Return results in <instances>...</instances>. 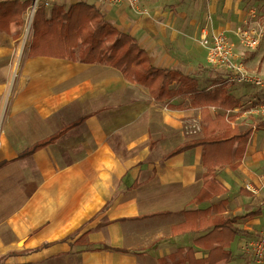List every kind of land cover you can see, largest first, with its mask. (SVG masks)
Wrapping results in <instances>:
<instances>
[{
	"label": "crops",
	"instance_id": "crops-1",
	"mask_svg": "<svg viewBox=\"0 0 264 264\" xmlns=\"http://www.w3.org/2000/svg\"><path fill=\"white\" fill-rule=\"evenodd\" d=\"M13 1L26 0L0 4ZM78 1L131 36L153 67L195 77L200 90L225 88L241 103L244 89L226 85L225 69L202 67L197 39L204 26L225 33L236 61L255 75L242 60L250 66L257 53L233 33L248 0H141L143 15L124 2L55 0L46 11ZM29 8L19 22L0 24V264H164L189 248L201 264H262L248 256V245L264 234V124L257 129L264 119L241 129L239 108L230 112L232 126L253 131L243 156L216 168L225 193L195 204L207 171L204 150L173 153L202 137L200 109L178 96L156 102L107 65L28 56ZM192 124L200 128L195 134ZM206 209L217 223L238 217L236 234L221 231V257L195 244L206 234L191 232L197 223L181 229L188 212Z\"/></svg>",
	"mask_w": 264,
	"mask_h": 264
},
{
	"label": "trees",
	"instance_id": "trees-1",
	"mask_svg": "<svg viewBox=\"0 0 264 264\" xmlns=\"http://www.w3.org/2000/svg\"><path fill=\"white\" fill-rule=\"evenodd\" d=\"M31 4L32 0L1 3L0 24H3L2 18L8 21V18L15 17L14 20L19 22L21 15ZM31 28L32 35L28 50L30 57L47 56L85 64L97 63L110 66L120 71L127 81H134L146 88L152 98L159 103L167 102L174 96L189 98L191 106L200 109L206 125L200 139L184 144L173 154L194 146H201L204 150L203 165L207 167V171L203 175L202 188L193 199V203L200 204L225 193L216 179V168L228 163L226 157L230 160L232 157L240 159L253 131L252 127L239 130L237 126L231 125L235 114L231 115L230 112L238 108V101L225 88L214 87L209 90H200L195 77L182 76L175 71L153 67L148 54L131 36L117 30L105 20L104 15L94 5L84 1L70 5L67 10L53 6L49 13L44 7L38 6ZM173 83L175 88L171 87ZM210 107L218 108L222 113L211 117L208 113ZM263 124H257V129ZM60 134L62 132L56 136ZM53 140L34 146L27 154ZM220 204L222 208L225 207V201H221ZM209 214L210 209L188 212V216L181 224V229L188 230L191 225L197 223L198 226L192 228L191 232L206 234L195 240V244L208 249L209 253L218 252L221 257L225 254L220 249L223 244L221 231L226 229L230 230L231 235L236 234L234 225L238 217L220 220L217 223L207 219ZM193 256L194 252L191 248L178 249L163 263L201 264L205 262L195 261Z\"/></svg>",
	"mask_w": 264,
	"mask_h": 264
},
{
	"label": "built area",
	"instance_id": "built-area-1",
	"mask_svg": "<svg viewBox=\"0 0 264 264\" xmlns=\"http://www.w3.org/2000/svg\"><path fill=\"white\" fill-rule=\"evenodd\" d=\"M55 0H37L35 5L31 7L26 17V35L30 32V25L34 13L38 6L45 9L49 8ZM141 0H100L103 3H126L130 9L143 15V11L139 10ZM234 35L239 45L245 51H255L261 41L264 39V21L263 15L255 6H246L244 16L240 24L235 28ZM199 44L206 51L207 63L212 67H221L227 72V81L239 84H251L262 87L263 81L253 74L246 72L243 66L236 61L234 52V44H232L223 33L208 32L207 28H203L199 33ZM261 117H264V103L254 106L253 111ZM189 133L195 134L200 128L196 124L187 127ZM247 190H251L247 187ZM248 256L258 263L264 264V234L259 236L248 245Z\"/></svg>",
	"mask_w": 264,
	"mask_h": 264
},
{
	"label": "rangeland",
	"instance_id": "rangeland-1",
	"mask_svg": "<svg viewBox=\"0 0 264 264\" xmlns=\"http://www.w3.org/2000/svg\"><path fill=\"white\" fill-rule=\"evenodd\" d=\"M249 5L250 6H255L258 9V11L263 15V21H264V0H248L247 3H246V6H249ZM30 10H31V7L29 8L28 12H30ZM47 11H49V10H47ZM204 28H206V27L204 26ZM31 30L32 29L30 28L28 39L31 36ZM218 33H223V32H218ZM223 34L226 36L225 33H223ZM197 40H198L199 47L205 53V58H204L203 61H205V65L206 66H202V67L203 68L204 67H208V69H210V67H212V66H210L207 63L206 51L200 46L199 37H198ZM230 42L232 43V41H230ZM255 53H257V62L256 61L253 62L252 60H250L249 61L250 66H247L248 63H247V60H246V57H245V59L242 60V63L247 68V70L249 72L255 73V75H257L263 81V84H264V39L261 41V43L259 44V46L255 50V52L252 53L251 55H253ZM212 68H216V67H212ZM213 72H216V71L213 69ZM224 80H228V79L224 78ZM226 85L237 86V87H240V88L244 89V91H242V97L240 99L241 103L238 105L239 113H241L243 115V118L240 117L236 121L238 126L241 129L246 128L247 126L251 125L254 122H259V121H262L264 119V117H261L258 114L252 112L255 105L260 104V103L261 104L264 103L263 102L264 85L262 87H257V86H254V85H245L244 87H241L244 84H239V83H236V82L232 83V82H228V81H227ZM227 88H229V90H231V91L234 90V89H232V87H227Z\"/></svg>",
	"mask_w": 264,
	"mask_h": 264
},
{
	"label": "water",
	"instance_id": "water-1",
	"mask_svg": "<svg viewBox=\"0 0 264 264\" xmlns=\"http://www.w3.org/2000/svg\"><path fill=\"white\" fill-rule=\"evenodd\" d=\"M36 1H37V0H34V1H33V5H35ZM33 5H32V6H33Z\"/></svg>",
	"mask_w": 264,
	"mask_h": 264
}]
</instances>
